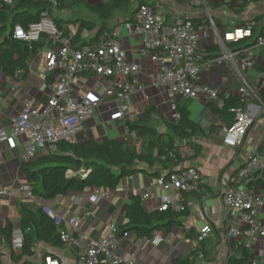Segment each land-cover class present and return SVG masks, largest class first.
<instances>
[{"label":"crops","instance_id":"1","mask_svg":"<svg viewBox=\"0 0 264 264\" xmlns=\"http://www.w3.org/2000/svg\"><path fill=\"white\" fill-rule=\"evenodd\" d=\"M19 1L21 0H12L11 5ZM77 1L79 0H53L50 7L49 15L53 20L61 22L63 38L70 42L76 31L71 29L69 17L72 16L70 21L74 20L73 23L77 29L81 21H92L85 14L84 17L74 15L77 9L73 14L65 11L70 5H76ZM88 1L95 5L105 2V0ZM189 1L143 0L156 9L158 19L166 26L173 25L177 20L191 22L200 20L198 26L207 27L204 6L195 7L190 5ZM131 2L134 1L128 0L127 4L115 11L113 18L117 12ZM207 2L214 25L220 32L241 27L246 21L261 17L258 22L255 21L257 26L253 29V37L245 40L243 45L252 44L257 35H261V28L264 26V0H248L242 3L234 0H208ZM253 9L256 11L255 16L252 14ZM135 10L134 6L128 16L125 18L119 16V24L109 28L111 35L115 36L119 42L125 58L139 67L137 78L141 89L133 96L126 119L124 121L112 120L116 111V103L112 100H104V80L96 79L93 75L78 76L73 83L75 91L87 88L92 99H99L102 102L93 109L90 119L84 124L83 131L73 137L72 144H80L92 139L101 142L103 138H108L125 141L130 152H144L146 151L145 142L136 134L132 137L126 128V123L145 120L146 109L153 110L146 118L148 126L155 128L159 134H163L164 141L167 140L169 132L167 123L172 122L168 108L170 96L151 86L150 73L155 70L154 65L138 55V42L127 33V24L134 21ZM117 20L114 19V21ZM208 35L202 44L203 53L204 47H216L209 29ZM93 36L94 31L83 30L82 40L88 41ZM51 46L52 41L46 36L45 46L30 61L24 75L16 73L13 77H8L0 72V130L9 128L11 120L21 113L25 104L38 107V109L45 105L49 96V86L54 83V73L47 72L44 67V53ZM218 54V48L216 53L207 55L204 53L203 62L205 63L200 68L199 85L213 89L220 98L237 97L239 82L228 68L229 66L212 62ZM258 72H264V47L259 52L253 68L247 74L250 84L256 83L255 76ZM263 95L264 89L260 91L258 100L247 102L254 122L243 144L238 148L223 146L222 140L227 124L225 120L213 115L209 110L208 105H216L213 101L202 95L194 100L178 98V110L187 113L190 120L203 129L204 135L192 137L187 141L176 140L174 142L181 156V162L175 169L164 170L160 165L154 168L144 167L143 171L121 178L112 189L102 190V192L109 191L110 198L107 200L101 196L96 204L89 202L90 194L84 190L71 191L64 196L43 201V203L63 219L78 220L79 230L83 237L95 240L111 237L114 252L124 259L133 260L135 264H172L173 260L186 259L190 255L193 264H224L228 257L238 255L230 248V243L235 242L227 235L230 224L228 212L222 204V195L231 190L248 187V182L252 180L253 175L248 181L238 182L236 176L250 153L264 149ZM26 138L27 135L18 136L7 143H0V225L2 226L10 223L13 227H19L21 210L26 209L36 213L41 209L35 199L31 200L25 196V187L28 184L21 171V155ZM57 152V148L54 153H47L46 150L38 151L35 158H44L50 154H57ZM157 154V150L152 152L154 156ZM181 167L195 168L200 173L202 182L196 191L179 195L176 191L163 190L156 185L157 179L154 175L162 176ZM80 170H84L85 174L79 173ZM72 172L81 177H86L87 174L83 168ZM255 192L264 195L259 188H255ZM144 194L148 197L141 200L147 212L159 210L166 200L170 209L180 210L184 203L187 208L186 215L181 218L178 225H172L169 230L155 232L162 239L158 247L145 243L144 239H139L133 233H127L126 237L123 236L124 233L119 234V228L124 223L122 211L124 205L130 196L142 197ZM111 226H115L116 233L111 234ZM204 227H209L211 231L202 241H198L200 231ZM3 251L5 253L4 264H8V261L12 264L10 248ZM248 251L250 258L247 262L254 259L257 264H264V242H257L254 249ZM48 256L56 260L58 264H74L75 260L74 249L71 247L63 244V248H54L37 243L31 261L33 264H44V259Z\"/></svg>","mask_w":264,"mask_h":264},{"label":"built area","instance_id":"2","mask_svg":"<svg viewBox=\"0 0 264 264\" xmlns=\"http://www.w3.org/2000/svg\"><path fill=\"white\" fill-rule=\"evenodd\" d=\"M120 0H105L117 2ZM136 3L134 21L127 24V33L138 42V55L147 59L155 70L150 73L151 86L157 91L170 96L168 108L172 122L181 118L177 107L178 98L190 100L199 95L213 101L218 107L223 104L222 98L216 91L200 86V68L203 65L204 53L202 44L211 31L214 43L218 48V56L212 61L227 64L232 74L239 82L238 102L230 109L233 123L224 130L223 146L238 148L244 142L245 136L253 125L252 111L247 107L250 100H258L260 91L264 89V72L255 76L256 83L248 82V72L253 68L257 56L264 47V33L257 35L252 44L243 45L245 40L253 37V29L257 26L250 19L241 27L220 32L214 25L213 17L208 9V0H190L195 7L204 6L208 26H195L189 20H177L173 25L166 26L156 14V9L143 0H133ZM243 2L248 0H234ZM52 4L53 0H49ZM1 4L11 5L12 0H0ZM42 35L52 41V46L44 53V67L47 72L54 73V83L49 86V96L43 108L25 104L21 113L11 120L8 129L0 130V143H7L12 138L26 136L22 162L35 159L38 151L46 150L54 153L60 142L71 143L73 137L81 133L84 124L90 119L93 109L102 102L92 99L87 88L75 91L74 81L81 75H93L96 79L104 80L103 98L116 103V111L112 120L124 121L129 114L131 100L141 89L138 81L139 67L129 62L121 51L115 36L100 39L90 44L74 49L70 41L63 38L55 21L47 11L40 19L24 28L15 25L12 36L22 42H37ZM109 123V122H108ZM134 137V133H130ZM169 157H173L169 153ZM165 157H162L164 160ZM264 170V149L250 153L238 170L236 180L248 181L251 176ZM79 173L85 174L84 170ZM67 175H74L71 170ZM202 182L200 173L195 168H183L170 174L167 179L156 180V185L163 190L176 191L179 195L188 194L198 189ZM90 194L89 202L96 204L103 196L110 198V192L97 188H85ZM1 194V192H0ZM25 196L35 199L42 212L58 228L61 242L74 249V264H135L133 260L124 259L117 255L112 247V238L91 239L83 237L79 230L80 222L73 218L63 219L44 205L43 200L36 198L30 186L25 187ZM148 196L144 194L141 199ZM222 204L228 212V238L242 244L246 249L253 250L254 245L264 242V195L256 193L255 189L242 187L222 195ZM166 200L159 208L165 211L169 208ZM111 234L116 233L115 226L110 227ZM209 227L200 231L198 241H202ZM128 234L124 233L126 237ZM145 243L158 247L162 239L154 233L151 238L144 239ZM23 247V233L19 227H13L10 235V250L18 253ZM11 264L10 261L7 262ZM44 264H58L51 257L44 259ZM245 264H257L251 259Z\"/></svg>","mask_w":264,"mask_h":264},{"label":"trees","instance_id":"3","mask_svg":"<svg viewBox=\"0 0 264 264\" xmlns=\"http://www.w3.org/2000/svg\"><path fill=\"white\" fill-rule=\"evenodd\" d=\"M78 3L97 20L81 21L74 33L70 46L80 49L83 46L95 44L101 38H109L111 30L107 22L112 20L115 11L127 4L128 0L117 2H103L92 4L88 0H79ZM51 3L49 0H21L13 5L1 4L0 6V72L8 77L16 73L24 75L28 70L30 61L38 51L45 46L46 36L42 35L37 42H22L15 40L12 30L15 25L27 28L36 23L42 12L50 14ZM261 17H256L259 21ZM61 32L60 21L54 20ZM195 26L200 25V20H192ZM83 30L94 31V36L88 40H82ZM264 32V26L260 34ZM62 33V32H61ZM63 37V34L61 35ZM249 46V45H248ZM217 48L204 47L205 55L216 53ZM208 59V58H206ZM205 59V60H206ZM264 98V95H263ZM238 96L222 97L221 107L210 104L209 110L213 115L226 121L227 127L233 123V115L230 113ZM153 110H145V120L135 123L127 122L126 128L130 133L136 134L146 144V151L140 153L130 152L125 141L103 138L101 142L87 140L80 144L60 142L57 144V154H50L44 158H35L30 162H22L21 171L25 175L27 184L32 188L33 195L43 201L53 200L64 196L71 191H83L85 188H98L101 190L112 189L117 181L125 176L134 175L142 168H154L160 165L164 170L178 166L181 156L175 147L176 140L187 141L192 137H202L203 129L191 121L188 114L179 110L181 118L178 122L167 123V140L159 134L155 128L148 126L147 116ZM158 151L156 156L152 155ZM169 153L173 157H169ZM162 157H165L164 160ZM79 168L86 170V177L67 175V170L76 172ZM176 170L159 176L156 179H167ZM249 189L259 188L264 193V170L253 174L248 182ZM124 223L119 228V234L133 233L139 239L151 238L155 232L169 230L172 225H178L187 213L185 203L180 210L168 208L165 211H145L140 196L132 195L123 209ZM13 226L6 223L0 225V264H4L5 253L3 250L10 248V235ZM19 229L23 233V247L20 252H10L12 264H33L31 258L34 255V247L42 243L54 248H63L60 234L54 221L49 219L41 209L36 213L23 209L20 211ZM232 251L238 256L228 257L224 264H245L250 258L249 251L240 243H230ZM191 257V255H190ZM190 257L173 260L172 264H193Z\"/></svg>","mask_w":264,"mask_h":264},{"label":"rangeland","instance_id":"4","mask_svg":"<svg viewBox=\"0 0 264 264\" xmlns=\"http://www.w3.org/2000/svg\"><path fill=\"white\" fill-rule=\"evenodd\" d=\"M135 2H131V3H129L126 7H124L122 10H120L119 12H117V14L115 15V17L112 19V20H110L109 22H107V26L108 27H110V28H112V27H114V26H116L117 24H119V20L120 19H118L119 18V16L120 17H122V18H125V16H128L129 15V13L133 10V8H134V6L136 7V5L134 4ZM253 6V5H252ZM250 7L251 9L253 8V7H255V6H253V7ZM75 9H77L76 10V14H74V15H76V16H78V17H84L83 15L85 14L86 15V17L88 18V19H91L92 21H94L96 24H98L99 22H98V20H97V18L94 16V15H92V14H90L84 7H83V5L82 4H80V3H76V5H74V4H72V5H70V7L68 8V9H65V11L66 12H68V13H72L73 14V12H74V10ZM254 11L252 12V14L255 16L256 15V11H255V9H253ZM90 14V15H89ZM72 17V16H71ZM71 17H69L70 19H72ZM69 18H67V19H69ZM70 19H69V23H70V26H71V29L75 32L76 30H77V28L75 27L76 25L73 23V21L74 20H72V22L70 21ZM114 19L115 20H117V21H114ZM67 24V23H66ZM198 84H199V82H198ZM254 104H256V102L254 103Z\"/></svg>","mask_w":264,"mask_h":264}]
</instances>
